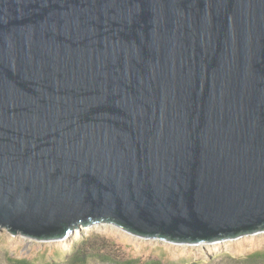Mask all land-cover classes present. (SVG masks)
<instances>
[{
    "label": "water",
    "instance_id": "95a60500",
    "mask_svg": "<svg viewBox=\"0 0 264 264\" xmlns=\"http://www.w3.org/2000/svg\"><path fill=\"white\" fill-rule=\"evenodd\" d=\"M264 234V0H0V229Z\"/></svg>",
    "mask_w": 264,
    "mask_h": 264
},
{
    "label": "rangeland",
    "instance_id": "374dc122",
    "mask_svg": "<svg viewBox=\"0 0 264 264\" xmlns=\"http://www.w3.org/2000/svg\"><path fill=\"white\" fill-rule=\"evenodd\" d=\"M0 264H264V234L182 245L103 223L38 242L0 229Z\"/></svg>",
    "mask_w": 264,
    "mask_h": 264
},
{
    "label": "bare ground",
    "instance_id": "6f19581e",
    "mask_svg": "<svg viewBox=\"0 0 264 264\" xmlns=\"http://www.w3.org/2000/svg\"><path fill=\"white\" fill-rule=\"evenodd\" d=\"M110 226H112V225H110ZM82 228H84V227H80V228H78V230L79 229H82ZM85 229H87V227H85ZM84 230V229H83ZM75 231H77V230H75ZM70 234H68V236H69ZM66 238V237H65ZM218 242V241H217ZM212 243H216V242H212ZM200 244V243H199ZM201 244H204V243H201ZM182 245H185V244H182Z\"/></svg>",
    "mask_w": 264,
    "mask_h": 264
}]
</instances>
